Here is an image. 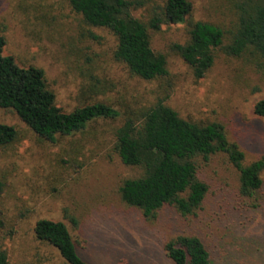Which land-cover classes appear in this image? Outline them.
I'll use <instances>...</instances> for the list:
<instances>
[{
	"label": "rangeland",
	"instance_id": "374dc122",
	"mask_svg": "<svg viewBox=\"0 0 264 264\" xmlns=\"http://www.w3.org/2000/svg\"><path fill=\"white\" fill-rule=\"evenodd\" d=\"M136 1L143 7L134 15L146 21L166 0ZM242 1L190 0L189 23L221 27L228 44ZM189 23L151 31L153 49L167 56L169 75L148 82L114 59L116 37L86 25L68 0H0L5 54L21 67L45 72L58 108L71 113L104 103L120 112L117 119L94 121L51 143L13 111L0 109V122L18 132L15 143L0 147V221L4 234L10 232L3 241L8 264H66L54 248L34 239L41 219L66 224L79 252L94 264H174L164 245L185 234L202 239L211 264H264V189L255 199H241L239 172L225 154L201 162L209 193L196 217L184 219L166 208L149 222L119 195L122 183L141 177L143 170L121 162L114 152L116 132L128 117L166 96L183 119L224 126L229 141L244 152L245 165L264 159V120L255 114L264 100V72L248 57L217 50L214 66L196 79L171 49L188 42Z\"/></svg>",
	"mask_w": 264,
	"mask_h": 264
},
{
	"label": "trees",
	"instance_id": "16d2710c",
	"mask_svg": "<svg viewBox=\"0 0 264 264\" xmlns=\"http://www.w3.org/2000/svg\"><path fill=\"white\" fill-rule=\"evenodd\" d=\"M72 10L86 25L110 31L117 39L114 59L127 66L134 77L152 82L169 75L165 54L152 47L151 31L162 26L188 24L193 13L190 0H166L154 7L146 21L135 17L143 7L136 0H68ZM230 40L226 31L207 22L189 23L187 43L174 44L177 53L200 80L215 63V52L235 58L248 57L264 72V0H243ZM97 39L95 36H93ZM6 39L0 35V109L13 111L36 135L51 143L59 136L80 133L94 121L117 119L120 112L110 105L96 103L66 113L56 105L45 72L21 67L5 54ZM162 97L139 116H130L116 132L114 152L121 162L143 170L141 177L125 180L119 188L123 203L141 212L146 221L158 219L166 208L180 217H196L209 193L201 178L200 165L225 154L239 172V196L248 201L264 189V159L245 165V154L230 142L224 126L186 120ZM255 114L264 120V100L256 104ZM18 139L17 130L0 122V147ZM4 189L0 181V194ZM73 223L77 225L75 219ZM4 224L0 221V264H8L4 249ZM34 239L54 248L66 264H94L78 250L66 224L46 219L33 228ZM164 253L174 264H211V255L201 238L179 235L164 245Z\"/></svg>",
	"mask_w": 264,
	"mask_h": 264
}]
</instances>
